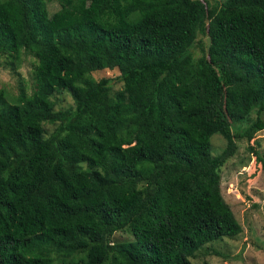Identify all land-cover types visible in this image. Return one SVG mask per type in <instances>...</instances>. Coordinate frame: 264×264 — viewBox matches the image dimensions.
I'll list each match as a JSON object with an SVG mask.
<instances>
[{"label": "trees", "instance_id": "16d2710c", "mask_svg": "<svg viewBox=\"0 0 264 264\" xmlns=\"http://www.w3.org/2000/svg\"><path fill=\"white\" fill-rule=\"evenodd\" d=\"M49 1L0 0L2 64L36 59L0 88V264H193L239 233L210 138L264 128V0Z\"/></svg>", "mask_w": 264, "mask_h": 264}, {"label": "rangeland", "instance_id": "374dc122", "mask_svg": "<svg viewBox=\"0 0 264 264\" xmlns=\"http://www.w3.org/2000/svg\"><path fill=\"white\" fill-rule=\"evenodd\" d=\"M56 7L55 0L48 2L49 11ZM191 51L193 57L198 56L194 45ZM34 61L36 59L32 55L21 53L16 71L12 72L2 64L0 58V88L14 96L20 81L27 86L26 91L30 92L34 87L32 78ZM117 73L116 69H101L87 75L97 79L100 75L114 77ZM82 81L83 79H79L77 83L82 84ZM119 90L121 81L113 79L105 101L107 103L116 101ZM53 97L57 99V108L72 107L75 103L71 91L61 90ZM253 118L254 111L233 124L229 129L230 147L224 153H222L226 144L224 137L214 134L210 138L211 153L218 158L221 196L231 209L241 230L234 236L222 237L202 245L190 257L193 264H264V170L257 167L256 158L264 159V128L250 140L243 136L244 130ZM44 128L50 130L52 125L44 124ZM130 237L125 231H117L111 240H126Z\"/></svg>", "mask_w": 264, "mask_h": 264}]
</instances>
